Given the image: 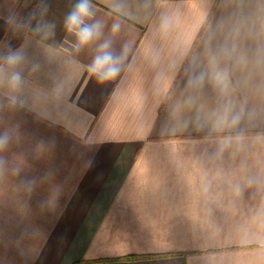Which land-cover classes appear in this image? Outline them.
Wrapping results in <instances>:
<instances>
[{
	"label": "crops",
	"instance_id": "obj_1",
	"mask_svg": "<svg viewBox=\"0 0 264 264\" xmlns=\"http://www.w3.org/2000/svg\"><path fill=\"white\" fill-rule=\"evenodd\" d=\"M76 2L0 0V264H264V0H91L79 51Z\"/></svg>",
	"mask_w": 264,
	"mask_h": 264
},
{
	"label": "clouds",
	"instance_id": "obj_2",
	"mask_svg": "<svg viewBox=\"0 0 264 264\" xmlns=\"http://www.w3.org/2000/svg\"><path fill=\"white\" fill-rule=\"evenodd\" d=\"M35 13H33V17ZM94 13L92 11L91 0H77L71 11L65 17V27L70 33L76 36V51L90 44L94 40H98L102 35L103 23L95 20L92 23L88 21L92 19ZM169 21L163 18L161 28L167 29ZM120 25H112V33L119 31ZM39 25H37V30ZM123 53L117 54L113 50V42L111 39H106L98 45L97 54L93 57L88 65L89 73L95 77L97 83L104 84L114 80L121 72V64L123 61ZM25 53L23 48H9L4 54H0V84H7L13 89H20L23 85V75L17 70L25 61ZM35 65L33 70H35ZM11 102L24 106V102L13 96ZM9 135L7 132L0 134V150H4L9 143Z\"/></svg>",
	"mask_w": 264,
	"mask_h": 264
},
{
	"label": "trees",
	"instance_id": "obj_3",
	"mask_svg": "<svg viewBox=\"0 0 264 264\" xmlns=\"http://www.w3.org/2000/svg\"><path fill=\"white\" fill-rule=\"evenodd\" d=\"M148 257H152V256H145V257H142V256H127L125 257V259H129V260H136L137 258H148Z\"/></svg>",
	"mask_w": 264,
	"mask_h": 264
}]
</instances>
